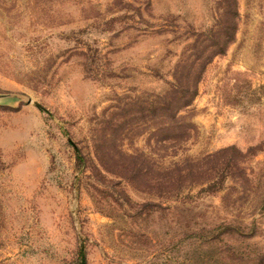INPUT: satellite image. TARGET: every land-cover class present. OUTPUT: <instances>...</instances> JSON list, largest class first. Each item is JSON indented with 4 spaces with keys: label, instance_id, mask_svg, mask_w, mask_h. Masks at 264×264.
Masks as SVG:
<instances>
[{
    "label": "rangeland",
    "instance_id": "374dc122",
    "mask_svg": "<svg viewBox=\"0 0 264 264\" xmlns=\"http://www.w3.org/2000/svg\"><path fill=\"white\" fill-rule=\"evenodd\" d=\"M217 7L0 0V264H77L80 247L88 264H264V0H237L235 35L182 111L194 123L187 139L163 143L130 106L168 86ZM105 118L136 119L132 134L106 132L158 165L260 143L243 162L252 186L242 193L227 177L218 191L195 183L165 198L108 172L113 187L103 184L93 165Z\"/></svg>",
    "mask_w": 264,
    "mask_h": 264
},
{
    "label": "trees",
    "instance_id": "16d2710c",
    "mask_svg": "<svg viewBox=\"0 0 264 264\" xmlns=\"http://www.w3.org/2000/svg\"><path fill=\"white\" fill-rule=\"evenodd\" d=\"M216 3L220 10L214 19L215 25L209 30L201 29L193 33L191 48L186 56L174 64L172 80L168 86L160 92L144 91L142 95L130 100V106L132 104L135 107L133 116L144 117V130L149 129L150 134L157 136L163 143L167 140L180 142L188 138L194 123L182 111L189 107L197 93V84L206 63L213 54L223 52L235 35L237 0H216ZM138 124L136 119L126 125L121 120L117 123L111 118L102 120L94 143L97 165H93V176L101 183L113 187L110 178L106 177L105 172H108L165 198L174 196L182 188L195 183H205L204 189L218 191L227 177L239 182L242 193L252 186V178L243 162L250 151L260 148V143L251 145L246 150L233 144L226 145L201 156H185L180 160L158 165L153 157L143 151L128 152L115 148L112 135L106 132L119 125L122 127L120 130L127 128L125 134H132ZM76 157L78 160L83 159V154L78 149ZM3 166L0 151V168ZM147 203L153 204V201L149 199ZM220 225L224 231L232 228L229 223L222 222ZM77 264H88L83 247L78 250Z\"/></svg>",
    "mask_w": 264,
    "mask_h": 264
},
{
    "label": "water",
    "instance_id": "95a60500",
    "mask_svg": "<svg viewBox=\"0 0 264 264\" xmlns=\"http://www.w3.org/2000/svg\"><path fill=\"white\" fill-rule=\"evenodd\" d=\"M3 94H0V96ZM31 99H28V101H30ZM36 105L40 106V104L38 102H35Z\"/></svg>",
    "mask_w": 264,
    "mask_h": 264
}]
</instances>
